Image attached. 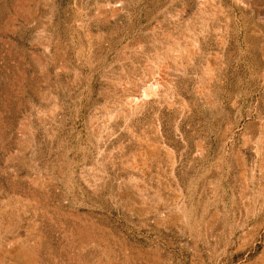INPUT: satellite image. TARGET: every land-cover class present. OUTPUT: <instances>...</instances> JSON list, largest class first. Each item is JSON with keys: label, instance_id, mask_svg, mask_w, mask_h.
<instances>
[{"label": "rangeland", "instance_id": "obj_1", "mask_svg": "<svg viewBox=\"0 0 264 264\" xmlns=\"http://www.w3.org/2000/svg\"><path fill=\"white\" fill-rule=\"evenodd\" d=\"M0 264H264V0H0Z\"/></svg>", "mask_w": 264, "mask_h": 264}]
</instances>
